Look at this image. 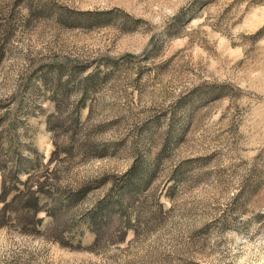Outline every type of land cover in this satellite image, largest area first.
Returning a JSON list of instances; mask_svg holds the SVG:
<instances>
[{"label": "rangeland", "instance_id": "rangeland-1", "mask_svg": "<svg viewBox=\"0 0 264 264\" xmlns=\"http://www.w3.org/2000/svg\"><path fill=\"white\" fill-rule=\"evenodd\" d=\"M16 175L56 215L0 203V264H264V0H0Z\"/></svg>", "mask_w": 264, "mask_h": 264}, {"label": "trees", "instance_id": "trees-1", "mask_svg": "<svg viewBox=\"0 0 264 264\" xmlns=\"http://www.w3.org/2000/svg\"><path fill=\"white\" fill-rule=\"evenodd\" d=\"M15 178L13 182L11 181L13 184L12 187L9 186L10 180L3 177L0 193V203L3 204V211L6 214L9 207L13 208L14 210L11 209V211L20 225L27 227L31 224L32 227L36 228L43 222V218H40L39 215L48 212L44 210L40 201L41 197L46 196L44 182H40L39 180L36 181L35 178L29 177L25 182H21L22 186L20 188V186L17 185L20 183L17 175ZM87 189L88 188L81 189L73 194L69 193L65 205H71L82 200L86 196ZM13 192L15 193L14 197L10 203H7L9 195ZM56 205L58 207L62 205L61 200H58ZM111 207V204L102 205L99 213L102 215L101 217L105 218ZM48 213L51 218H54L56 215L55 212ZM94 216H92V219H94ZM94 221L96 220L94 219ZM93 224L95 225V222H93ZM97 228L99 229L100 227Z\"/></svg>", "mask_w": 264, "mask_h": 264}]
</instances>
